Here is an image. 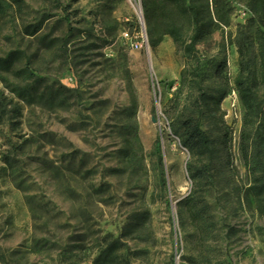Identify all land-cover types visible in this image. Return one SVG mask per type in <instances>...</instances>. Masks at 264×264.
Here are the masks:
<instances>
[{
    "label": "rangeland",
    "instance_id": "374dc122",
    "mask_svg": "<svg viewBox=\"0 0 264 264\" xmlns=\"http://www.w3.org/2000/svg\"><path fill=\"white\" fill-rule=\"evenodd\" d=\"M23 1L22 10L0 17V56L22 51L19 67L29 62L47 83L73 91L68 104L21 101L19 129L0 127V264H93L108 234L122 236L132 264H264V216L245 198L250 177L239 150V54L229 43L251 16L249 0H228L231 26L206 33L197 46L207 92H228L221 108L211 103L202 126L215 135L223 116L233 131L234 167L223 160L209 186L190 179V154L171 136L165 114L188 60L169 35L151 47L142 0ZM39 22L36 35L25 33ZM182 25L188 38L190 20ZM69 27L67 56L46 42ZM124 32L142 47L133 48ZM128 76L139 101L131 158L122 152L131 123ZM12 143L23 146L17 167L8 168L1 157ZM193 190L209 206L212 224L205 233L183 204ZM136 212L143 213L142 223L128 234Z\"/></svg>",
    "mask_w": 264,
    "mask_h": 264
},
{
    "label": "trees",
    "instance_id": "16d2710c",
    "mask_svg": "<svg viewBox=\"0 0 264 264\" xmlns=\"http://www.w3.org/2000/svg\"><path fill=\"white\" fill-rule=\"evenodd\" d=\"M24 5L23 0H0V17L14 8L22 10ZM142 5L151 47L155 49L162 43L164 36L169 35L182 48L188 60L181 70L180 86L169 101L165 114L170 121L171 136L177 137L181 146L190 154L191 159L187 162L190 179L199 186L212 185L219 174L218 164L223 163V160H230L234 167L230 149L233 131L223 116L215 123V135L202 126L211 103L221 108L228 92L224 90L216 96L207 92L197 46L206 33L231 26L234 7L228 0H142ZM249 8L251 16L245 25L238 27L234 35H230L229 43L236 45L239 54L235 90L244 107L239 150L250 177L245 198L258 214L264 216V0H249ZM185 20H190L192 26L188 38L185 37L182 25ZM41 28L42 22L29 24L25 26V33L36 35ZM73 32L74 28L69 27L65 36L50 39L46 44L57 45L69 56L70 35ZM41 40L44 42L45 38L42 37ZM24 58L25 54L19 50L0 56V127H8L13 131H17L22 124L21 101L28 104L37 101L68 104V98L73 91L71 87L63 84L56 87L47 83L44 76L38 75L30 67L29 62L19 67L18 62ZM224 66L225 63L221 65L220 71ZM10 76L16 81H12ZM127 88L131 104L126 112L131 123L125 126V145L122 152L126 158H131L137 154L136 144L139 138V101L131 77L128 78ZM156 144L160 150V141ZM22 146L23 143H12L11 148L3 153L1 158L8 168L17 167ZM159 158L162 160L161 156ZM183 204L191 221L205 233L212 221L203 195L193 190L183 200ZM142 218V212L134 213L135 221L129 223L128 234H132L142 223ZM129 251L122 236L105 235L93 264H132L127 258ZM206 264L213 263L208 260Z\"/></svg>",
    "mask_w": 264,
    "mask_h": 264
},
{
    "label": "built area",
    "instance_id": "2783aa9c",
    "mask_svg": "<svg viewBox=\"0 0 264 264\" xmlns=\"http://www.w3.org/2000/svg\"><path fill=\"white\" fill-rule=\"evenodd\" d=\"M124 36H125V38L127 39V41L130 43V45L133 48H140V47H142V44L141 43L132 41L131 36L129 35L128 32H124ZM234 93L236 94V91H234Z\"/></svg>",
    "mask_w": 264,
    "mask_h": 264
}]
</instances>
